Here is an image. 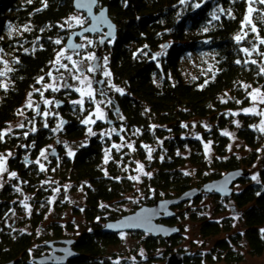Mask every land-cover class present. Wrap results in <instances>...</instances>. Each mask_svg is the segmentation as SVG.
Returning a JSON list of instances; mask_svg holds the SVG:
<instances>
[{
	"label": "trees",
	"instance_id": "trees-1",
	"mask_svg": "<svg viewBox=\"0 0 264 264\" xmlns=\"http://www.w3.org/2000/svg\"><path fill=\"white\" fill-rule=\"evenodd\" d=\"M44 1L0 0V52L13 51L14 57L8 77L10 85L0 91V131L14 118L27 93L37 85L69 36L62 25L76 12L73 0ZM193 1L98 0V5L107 7L108 16L117 28L115 37L99 50L100 71L104 50L108 55L105 64L110 81L122 93L115 89L112 94L104 87L118 106L115 122L120 120L134 150L129 154L126 148H107L106 140L95 136L78 148L72 159L65 158L58 183L84 189L81 213L91 228L77 234L71 225L64 227L54 221L44 227L43 211L34 212L28 232L0 229V264H36L33 260L51 253L47 243L57 245L63 240H73L71 249L75 253L65 264H130L125 259L116 262L110 252V247L118 245L122 232L104 231L107 223L128 215L111 212L114 204L137 196L131 214L158 201L177 199L190 190H199L229 172L243 175L232 184L229 196L201 192L191 200L171 206L173 217L156 222L178 230L169 239L139 231L124 233L141 239L149 264H166L167 258L175 254H186L183 264L212 263L214 256L215 263L240 264L244 259L243 248L251 257L264 255V137L252 128L255 118L239 115L243 124L237 130V137L250 152L246 156H227L229 141L222 132L229 126V114L248 104V92L242 84L264 87L259 67L252 62L244 63V44L235 39L241 30L246 0H209L197 10L189 6ZM213 13L218 19H212ZM12 26L24 31L17 38L8 39L6 33ZM205 28L207 31L199 41V36L193 34ZM57 40L61 43L57 44ZM203 50L216 54L214 73L206 83L185 82L179 72L180 60ZM238 60L240 63H236ZM57 103L62 104L59 107L62 113L70 109L66 101ZM109 104L114 108L110 100ZM199 120L207 122V131L200 128L196 132L200 139L189 135L194 122ZM62 122L68 136H83L80 123L68 115ZM98 125L106 127L104 123L98 122ZM50 133L43 128L24 137L0 138V153H11L7 168L16 173L0 192V223L6 210L15 205L19 186L38 198L33 202L46 204L47 197L37 188L45 173L35 167L31 158L49 142ZM118 134L121 137L123 132ZM119 136L115 133L110 140L118 142ZM209 141L213 151L210 161L205 158L204 148V143ZM55 143L59 144L57 140ZM186 148L192 151L189 158L182 155ZM27 150L31 155L24 158ZM55 150L56 157L48 155L53 162L63 156L60 145ZM106 152H109L107 162ZM137 164L145 170L140 183L141 196L137 195L130 177ZM188 164L196 168L193 176L182 170ZM255 164L258 179L252 181ZM236 186L240 188L234 190ZM203 197L231 202V214L222 220L192 219L197 223L198 237L203 242H212L206 254H193L180 247L183 242L178 221L181 212L176 210L186 204H196ZM74 210L75 214H81L79 207ZM234 215L237 226L231 223Z\"/></svg>",
	"mask_w": 264,
	"mask_h": 264
},
{
	"label": "rangeland",
	"instance_id": "rangeland-1",
	"mask_svg": "<svg viewBox=\"0 0 264 264\" xmlns=\"http://www.w3.org/2000/svg\"><path fill=\"white\" fill-rule=\"evenodd\" d=\"M23 1L29 2V0ZM31 1L33 0H30V2ZM38 1H43V3L45 2L44 0ZM207 1L209 0H195L191 2V5L189 6L192 9L197 10L198 8L195 7L196 4L203 6ZM251 6L253 9H255V11L251 14V20L256 26L257 30L256 32H252L251 26L245 23V17L248 16L249 7V0H246L245 14L241 24V30L237 36L242 37V39L239 41V43L242 42L244 44L242 50L246 48L249 50V53H251L249 55L248 53L242 51V54L244 55V63H248L253 60L256 61L254 64L259 67L261 72V68H264V44L260 43V40L264 39V33H262L264 32V5L252 3ZM101 7L102 6L97 5V9H100ZM87 24L88 21L83 13L74 12L64 20L62 28L66 30V34L68 36L71 32L84 28ZM205 29L195 32L193 35L199 36V41H201L202 39H200V36L205 31ZM23 31V28L12 26L7 31L6 37L8 39L17 38L21 36ZM101 36L102 35H95L94 37H91L89 35H85L80 39H77L76 42L81 44L82 49L76 53L66 50L64 41V43H62V45L57 50L48 70L37 80V85L27 93L24 102L16 111L14 118L1 129L0 132L4 133L3 137H24L30 133H34L38 129L43 128L49 129L51 135L49 136V142L44 145L40 151L34 155V157L31 158L37 169L41 171V165H43L44 168L43 171L45 176L41 179L40 183L37 185V188H39L40 191L44 193L43 196L47 197L46 204H38L33 202L38 198H36L33 193H28L23 187L19 186L20 188L18 187L17 191L18 197L15 199L16 203L6 210L4 219L0 223V229L8 228L9 231L28 232L31 229V223L29 221H31L33 218L34 212L43 211L41 223L44 227L54 221L64 227L71 225V228H73L77 234L81 233L84 229L89 230L91 227H89V225L87 226L81 213V209L85 201L84 189L82 187L74 188L66 182L61 184L58 183L59 176H61L60 174L63 172L62 167L65 164L64 159H72L76 150L83 145H86L88 141L95 136H100L102 139H105L106 143L109 144V147L107 148L111 147L115 150L126 148L125 150L129 154L133 152L134 148L132 140L127 139L123 131V126L117 129L104 127L102 125V127H98V122H105L106 112L111 107V105L109 104L108 98L103 95L93 84V73L95 71H79L80 68L87 69L92 67V62L94 59L89 60L87 57H95V52ZM12 52L13 51L10 50L6 52H0V72L5 73V75L0 76V91L7 89L10 85L8 77L9 72L12 69V60L14 59ZM61 53L63 54L60 55ZM101 53L103 62L101 63L100 77L105 80V86L107 90L114 94L116 87L110 81V76L105 75L107 72L105 61L107 60L108 55L104 50L101 51ZM58 55L59 62H57ZM215 55L216 54L213 52L203 50L201 52H195L184 56L179 62V72L182 76V79L189 83H206L216 69ZM68 57H71V60H69ZM73 62H75L76 67H73ZM61 65L66 67H62ZM262 75L264 78V74ZM41 78L43 79L41 80ZM81 80H83L84 83H81ZM89 81H91V91L93 95L92 97L87 95L82 97L81 93L76 91V89L79 88L84 92H87L89 90ZM3 85H6V88ZM242 85V88L246 89L248 92V104L246 107L234 110L229 114V126H227V128L222 131L223 135L225 132L229 133V135H224L229 141L227 146V156H246L250 152V150L245 147L242 141L237 137V130L243 124L239 119V115H247L255 118L251 124L252 128L257 132H260L264 137V131L260 130L261 128H264V123H262V121H264V116L259 115V113L264 112V104L259 103V98L253 101L252 96L250 95V93H254V90L256 89H259L260 92L264 94V87L261 84L257 86L247 84ZM53 88L56 90L53 91ZM41 92L43 95H41ZM45 100L51 101V103L45 104ZM79 100H83V104L73 103V101ZM60 101H66L70 105V109L62 113L60 108L57 106V102ZM29 103L31 104V107H27ZM246 108L254 109V113H244L243 109ZM44 113H48V115L45 116ZM66 115L71 117L77 123H80V125L83 127L84 134L81 138H74L66 134L64 127L61 125L62 120L66 119ZM89 117L92 121H94L93 123L85 124L82 122ZM21 124H23V127H20ZM200 128L204 131H207V122L204 120L194 122L189 135L193 136V138L200 139V135L196 133ZM89 129H91V133L89 132ZM116 131H119V133L123 132V135L121 137L119 136L120 139L118 142L113 143L110 139L112 135L116 133ZM56 140L59 142V144L55 143ZM58 145L61 146L62 151H59L63 156L54 159L55 162H53L52 158L48 156V152L58 149ZM113 145H117L119 147H113ZM129 145H131V147H129ZM204 148L206 154L205 158L208 161L212 160V142L209 141L208 143H204ZM41 151H44V156L40 155ZM69 152H72V155H69ZM191 152L192 151L189 148H186L182 155L186 158H189ZM8 153L10 152L0 153L5 157L6 160V171L0 173V192L3 189V186L13 179V177L10 175L12 172H10L7 168V160L12 156H9ZM106 153L108 159L109 152ZM30 155V150H27L24 154V158H29ZM37 161H39V163H37ZM134 162L136 164L137 161ZM256 167V164L252 167V177H256L255 180L251 179L252 181H257L258 179L256 172L258 168ZM182 170L184 173H187L191 176H193L196 172L195 166H189V164L184 166ZM144 172L145 170L143 165L137 164L133 168L132 174L130 175L131 179L135 178L132 180L135 183L134 186L136 187L135 189L138 196H141L142 194L140 183L143 179ZM20 183L23 184L22 182ZM239 188L240 186H236L234 187V190H238ZM131 197L130 199L133 200ZM134 198V200L138 199L137 196H134ZM131 200L114 204V206L110 208L111 212L115 211L130 215L132 206L134 205V200ZM231 204V202H224L221 199L215 200L211 197H203L196 204H186L179 211L176 210V213L181 212L180 217H178L179 224L182 226L183 236V242L180 247L184 251H191L193 254H206L209 252L212 242L210 240L203 242L198 237L197 230L195 229L197 223L193 222L192 219L222 220L223 218L230 216L231 212L229 207ZM25 205H27V208ZM76 207L80 208L79 212L81 214H75L74 208ZM237 222V218H235L234 215L232 217L231 223H235L234 226H237ZM37 233L38 235L41 234L39 230ZM118 238V245L110 247V252L114 254L116 262L125 259L128 260L130 264H149L148 255L142 246L140 238L135 237L130 233L124 232L120 233ZM246 251V248L241 250V252L244 254V259L240 264H264V255L261 257H251L247 255ZM43 254H45V252ZM213 260L214 261L212 263L203 261V264H221L215 263L216 256H214Z\"/></svg>",
	"mask_w": 264,
	"mask_h": 264
},
{
	"label": "water",
	"instance_id": "water-1",
	"mask_svg": "<svg viewBox=\"0 0 264 264\" xmlns=\"http://www.w3.org/2000/svg\"><path fill=\"white\" fill-rule=\"evenodd\" d=\"M72 5L76 12L84 14L88 24L84 28L71 32L66 39L64 46L69 52L76 53L82 49L81 44L76 42L77 39H80L85 35L93 37L95 35L103 34L99 40L96 57L92 62V68L95 71L93 74V84L97 86L98 90L103 94L108 95L109 100L114 107L112 111L118 113L116 101L107 93L106 88L104 87V80L99 79V61L101 58L99 50L107 41L112 40L115 37L117 32L116 25L109 18L106 6L97 9L98 0H73ZM109 33H111V35H108ZM57 106L61 107L62 104L57 103ZM107 123L111 124L110 121ZM62 125H65V121L62 122ZM48 155L56 157V150H52ZM238 176H243L242 172H229L223 175L220 179L205 184L199 190H190L177 199L158 201L152 207L139 208L133 214L122 216L117 221L107 223L104 227V231L115 233L139 231L154 237L161 236L169 239L178 230L156 222L160 219H168L174 216V213L169 210L171 206L178 205L183 201L191 200L201 192L214 193L220 197H227L231 194V186L238 179ZM56 244L57 245H54L53 242L47 243L46 246L51 248V253L37 258L33 260V262L36 264H65L68 259L73 258L75 255L71 249L73 240H63ZM185 255H171L167 258L166 264H183L182 259Z\"/></svg>",
	"mask_w": 264,
	"mask_h": 264
},
{
	"label": "snow or ice",
	"instance_id": "snow-or-ice-1",
	"mask_svg": "<svg viewBox=\"0 0 264 264\" xmlns=\"http://www.w3.org/2000/svg\"><path fill=\"white\" fill-rule=\"evenodd\" d=\"M29 2H30V0H29ZM181 2L183 3L184 0H181ZM252 3H259V4H261V5H264V0H249L248 16L245 17V23H246L247 25H250V26H251V31H252V32H256V30H257V29H256V26L252 23V20H251V14L255 11V9H253L252 6H251ZM45 6H46V5H45ZM195 7L199 8V7H200V4H196ZM220 11L222 12L223 9H221ZM212 19H213V20L218 19V17L216 16L215 13L212 14ZM26 30H27V29H26ZM205 31H207V29H205ZM108 35H111V33H109ZM235 39L237 40V42H239V41L242 39V37H241V36H237ZM56 43L59 44L60 41L57 40ZM260 43H261V44H264V39H261V40H260ZM162 47H166V46H162ZM242 51H244L245 53H248L249 55L251 54V53H249V50L246 49V48L243 49ZM62 54H63V53H61L60 55H62ZM153 58H155V57H153ZM68 59L71 60V57H68ZM87 59L91 60V59H95V57L90 56V57H87ZM57 62H59V55H58V57H57ZM251 62H252V63H256V61H254V60L251 61ZM236 63H240V61L238 60V61H236ZM61 66H62V67H66V66H64V65H61ZM73 67H76L75 62H73ZM79 71H81V72H83V71L92 72V71H94V69H93L92 67H89V68H87V69L80 68ZM261 73L264 74V68H261ZM3 75H5V73H4V72H0V76H3ZM49 75H50V74H49ZM105 75H106V76H109L110 73H107V72H106ZM77 78H78V77H77ZM42 79H43V78H41V80H42ZM81 83H84V81L81 80ZM3 86L6 88V85H3ZM49 87H51V86H49ZM248 87H250V86H248ZM88 89H89V90H88L87 92H84L83 90H81V89H79V88L76 89V91H79V92L81 93V96H82V97H83L84 95H87V96H89V97H92L93 94H92V91H91V81L88 82ZM55 90H56V89L53 88V91H55ZM116 91L122 93V90L119 89V88H117ZM41 95H43L42 92H41ZM250 95L252 96L253 101H255L257 98H259V103L264 104V94H262V93L260 92L259 89L254 90V93H250ZM44 103H45V104H49V103H51V101L45 100ZM73 103H74V104H83V100L73 101ZM238 103H239V101H238ZM27 107H31V104L29 103V104L27 105ZM243 111H244V113H246V114H247V113H254V109H250V108L243 109ZM21 114H22V113H21ZM44 115L47 116L48 113H44ZM101 115H102V114H101ZM259 115L264 116V112L259 113ZM82 122L85 123V124H88V123H93L94 121H92L91 118L89 117L88 119H85V120L82 121ZM262 123H264V121H262ZM45 126H47V125H45ZM20 127H23V124H21ZM58 128H59V125H58ZM260 130H261V131H264V128H261ZM89 132L91 133V129H89ZM3 135H4V133H0V138H2ZM224 135H229V133L225 132ZM113 147H119V146H117V145H113ZM129 147H131V145H129ZM149 151H151V150H149ZM68 154H69V155H72V152H69ZM8 155L10 156L11 153H8ZM40 155H41V156H44V155H45L44 151H41ZM149 158H151V157L149 156ZM105 162H107V153L105 154ZM5 163H6L5 157H4L2 154H0V173L6 171ZM37 163H39V161H37ZM43 170H44L43 165H41V171H43ZM185 174L187 175V173H185ZM10 175H11L12 177H16V173H15V172H12ZM132 179H135V178H132ZM252 179L255 180L256 177L253 176ZM25 207L27 208V205H25ZM117 264H119V262H117Z\"/></svg>",
	"mask_w": 264,
	"mask_h": 264
},
{
	"label": "flooded vegetation",
	"instance_id": "flooded-vegetation-1",
	"mask_svg": "<svg viewBox=\"0 0 264 264\" xmlns=\"http://www.w3.org/2000/svg\"><path fill=\"white\" fill-rule=\"evenodd\" d=\"M94 37V36H93ZM94 74V73H93ZM100 75H101V71H100V74H99V79H102L101 77H100ZM104 80V79H103ZM104 85H105V80H104ZM97 87V86H96ZM106 87V86H105ZM101 92V91H100ZM102 93V92H101ZM103 94V93H102ZM103 95H105L107 98H108V100H109V97H108V95H106V94H103ZM113 110V108H109L108 110H107V112H106V119H105V122H104V124L106 125V127H110V128H119V127H121V122H120V120L118 121V122H115V121H117V117H118V115H119V112L118 113H116V112H114V111H112ZM111 118V119H110ZM108 121H110L111 122V124H108L107 122ZM105 127V126H104ZM116 133H117V137L119 136V131H116ZM50 252V251H49Z\"/></svg>",
	"mask_w": 264,
	"mask_h": 264
}]
</instances>
